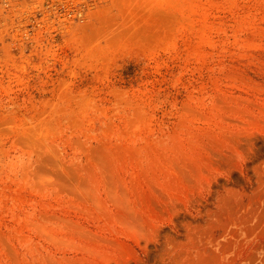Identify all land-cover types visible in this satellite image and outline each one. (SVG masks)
Segmentation results:
<instances>
[{
    "label": "rangeland",
    "instance_id": "374dc122",
    "mask_svg": "<svg viewBox=\"0 0 264 264\" xmlns=\"http://www.w3.org/2000/svg\"><path fill=\"white\" fill-rule=\"evenodd\" d=\"M85 6L0 1V264H264V0Z\"/></svg>",
    "mask_w": 264,
    "mask_h": 264
},
{
    "label": "built area",
    "instance_id": "2783aa9c",
    "mask_svg": "<svg viewBox=\"0 0 264 264\" xmlns=\"http://www.w3.org/2000/svg\"><path fill=\"white\" fill-rule=\"evenodd\" d=\"M10 9L17 10L22 19L38 21L43 18L83 19L88 0H0ZM28 26V25H27ZM28 28V27H27ZM32 30L29 28L26 33Z\"/></svg>",
    "mask_w": 264,
    "mask_h": 264
}]
</instances>
